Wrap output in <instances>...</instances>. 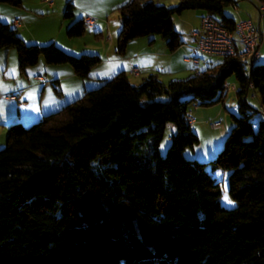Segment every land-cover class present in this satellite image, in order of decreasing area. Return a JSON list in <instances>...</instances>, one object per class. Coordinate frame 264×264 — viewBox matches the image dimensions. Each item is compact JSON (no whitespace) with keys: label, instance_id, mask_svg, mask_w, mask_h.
Listing matches in <instances>:
<instances>
[{"label":"trees","instance_id":"trees-1","mask_svg":"<svg viewBox=\"0 0 264 264\" xmlns=\"http://www.w3.org/2000/svg\"><path fill=\"white\" fill-rule=\"evenodd\" d=\"M233 4L125 0L116 7L118 51L158 35L175 50L183 41L172 16L187 9L209 12L233 30L236 22L225 14ZM72 7L66 4L65 17ZM85 28L78 18L66 32L80 36ZM0 47L15 49L20 70L43 56L88 78L101 61L53 42L25 43L1 20ZM258 60L250 67L223 56L200 74L167 83L149 74L133 84L119 72L29 126L12 123L0 148V264H264V63ZM230 76L238 113H230L221 149L208 162L185 157L199 143L191 107L222 101ZM52 85L60 93L58 80ZM250 88L258 110L247 100ZM168 123L174 131L162 155ZM207 166L228 172L234 207L221 205L220 184Z\"/></svg>","mask_w":264,"mask_h":264},{"label":"rangeland","instance_id":"rangeland-1","mask_svg":"<svg viewBox=\"0 0 264 264\" xmlns=\"http://www.w3.org/2000/svg\"><path fill=\"white\" fill-rule=\"evenodd\" d=\"M23 1H24L23 4L24 6H26V9H28V11L32 12V14L34 15L32 20L28 21V26H27L28 34L27 35L29 37H27L28 41H26L25 43L30 42L28 44L46 45V44L53 42L54 44L62 48L64 51L72 55L79 56L80 54H83V53L91 54L95 51H98L99 54H101V56L104 58L105 51L108 49L107 47H109L108 45L110 44L107 33H105L103 35L104 38L101 39L100 35L96 34L95 33L96 31L94 29H90L86 25L85 31L82 35L80 36H68L67 35V32H66L67 28L74 22L78 21V16L80 13L84 12L83 11L84 8H88L91 10L92 12L91 14L89 13H86V14L93 17L97 23H100L103 29L106 30V28L108 27L110 31L115 30L116 41H117L118 32L120 30L119 11L116 8L113 9L111 7H107L104 0H51L53 2L52 8L46 7L47 5L39 6V3L42 4V0H23ZM68 2H70L73 5L72 7L73 15L70 17H65L64 12L66 9V4ZM155 2H158V0H155ZM165 2L167 6H172L171 4H174L173 2H176V1L166 0ZM251 2L256 3L255 0L254 1L251 0ZM238 5H240L239 2H238ZM3 7H13V6L7 3L0 2V10H1L0 20L5 22V20L9 19L12 15L5 14ZM40 7H42L43 9H40ZM227 9L229 10V7ZM197 11H201V10L187 9L181 13H175L172 16L174 27L179 31L181 39L184 40V42L186 43H189L192 41V37L190 36L191 31L196 29L198 24L200 23L199 22L200 15L196 13ZM23 25L24 27H22V29L26 28L25 26L27 25V23L24 22ZM139 39H142V38H138V40H135V41L131 40L132 42L130 41L129 43H140L139 41H143ZM146 39H147L146 41H149L150 38H146ZM151 43H152L151 46L153 48H156L159 45H166L164 44L165 42L162 40L161 36L159 35L156 36V40H154ZM261 43L262 45L260 47V51H259L260 56H259L258 61L259 63H264V36H262ZM137 45L139 44H135V45L129 44L128 49H130V51L133 53L137 49L138 47ZM2 49L3 51H6L7 48L5 49L2 48ZM11 49L12 51H15V49L13 48ZM198 56L202 60L205 61V62L200 63L199 65L200 71L204 70L209 65L216 64L222 59V57L220 56L208 57V56L203 55L201 52ZM13 58H14V66H15L16 62L18 61L17 56H16V51H15V56H12V55L9 56V59H8L9 69L11 65L13 64ZM1 63H3V59L2 60L0 59V67L2 66ZM39 63L43 64L44 67H46L47 65L51 68H54V67L55 68L56 67L71 68L69 64H47L43 56L39 58V61L37 62V64L28 66L27 68L37 67ZM131 67H130V70H131ZM40 72L42 76H45L47 78V76L44 75L45 74L44 68H41ZM50 74L53 76L51 72ZM59 74L61 76L60 83L63 84L62 88L59 87L58 85L59 91L62 90V92L67 97V95H70L72 92H74L73 89H71L72 87L70 86V83L72 82V80H70L69 77H67L66 73L64 72H61ZM179 74L181 73L176 74V76H179ZM77 77L79 78V76ZM24 78H25L24 76L20 77L21 80ZM92 79H93L92 77H89L85 80V82L90 83L89 84L90 86L91 84L94 86V87H89V89L87 90L97 88L101 84L100 80L94 81ZM31 82L38 86L35 92L32 91L33 93L31 94V96L35 95L36 98L40 97V90H41V85H42L41 82L36 81V80H31ZM234 84H235L234 76H230L227 79V89L225 91V95L222 101L215 102L210 105H199L196 107H191L190 116L196 119L195 125H193V129L196 130L195 132L198 135L199 143L195 145L193 148H186L184 151L185 157L194 158V159H197L198 161L208 162L210 159L216 156L217 152L221 149L224 139L226 138V135L228 134V127L230 126V123H231L230 113H235V114L238 113V103H237V99L235 95V90L232 88ZM46 86L47 87L43 95L44 98L42 99V103H39V104L32 103L29 105L20 104L19 107L22 108L21 110H26V108L30 107V105L34 106L35 109H39L40 104L44 106L46 105V103L49 104L55 98L62 99L63 97H65L61 95L62 92L59 93L54 89V85L51 84V81H48L46 83ZM251 94H252V91L249 90L247 94V100L253 109L258 110L259 109V98L257 95L255 97H252ZM58 95H59V98L56 97ZM16 99H17V96H16ZM218 109H220V111L222 110V113L220 115L217 114ZM257 115L258 113H256L253 117L254 122L258 120ZM212 117L215 118V120ZM209 118H211L210 122L220 121L222 125H220V127L216 129L209 128L207 123L205 122V120H209ZM1 121L2 119L0 118V148H3L5 146L6 134L8 132L9 127L8 128L6 126L4 127ZM32 123L33 122L21 123V124L24 126H29ZM173 131H174L173 124L168 123L165 128V132L161 140V144H160V152L162 155H164L166 152V148L169 145V136L171 135ZM206 168L212 174V176L217 179V181L220 184V188L222 191V195L220 198L221 205L226 208L234 207L236 205V202L228 194V179H227L228 172L222 169L211 171L209 166H207ZM225 196H227L228 199L232 201L231 204L225 201L224 199Z\"/></svg>","mask_w":264,"mask_h":264},{"label":"crops","instance_id":"crops-1","mask_svg":"<svg viewBox=\"0 0 264 264\" xmlns=\"http://www.w3.org/2000/svg\"><path fill=\"white\" fill-rule=\"evenodd\" d=\"M124 1L125 0H104L107 7H111L113 9L118 7ZM165 1L166 0H158L157 3L166 5ZM173 1L176 2H173L174 4H171L172 6L176 5L179 0H173ZM233 1H234L233 6H230L229 10L226 9L225 14L233 18L235 22L239 20L249 19L261 32H264V10H261V4L259 3V1L255 0L256 3L251 2V0H233ZM23 2L24 1L22 0V4ZM238 2L240 5H238ZM40 5L42 6L47 5L46 7L52 8L53 2L52 5H50L45 0H42V4L39 3V6ZM11 6L13 7H3L5 14L12 15L9 19L5 20V22H8L14 27H16L19 35L26 42L28 41L27 37H29L27 35L28 21H31L34 15L32 14V12L26 9V6H24V4L21 6H14V5ZM40 9L43 8L40 7ZM83 11L84 12L80 13L79 16L85 15L86 13L89 14L92 13L91 10L88 8H84ZM196 13L199 14L200 17L204 14L203 11H197ZM14 17L15 19H18V26H15L12 23ZM24 22H26L27 25L25 26L26 28L22 29V27H24L23 25ZM199 26L200 23L198 24L196 29H198ZM88 27L90 29H94L96 31L95 33L100 35L101 39H103L104 38L103 35L107 33V36L109 37L108 40L110 43L108 45L109 47H107L108 49L105 51L104 58L101 56V54H99L98 51L93 52L101 57V61L97 65L92 67V69L89 72V77H92L93 78L92 80L94 81L110 78L119 72H125L126 75H128L130 82L133 84L139 83L142 80V78L148 76L149 74H157L158 78L162 82L167 83L171 80L184 79L190 75H193V69H192L193 67L191 62L188 60L189 57H194L199 59V65L201 62H205L198 56L200 54V51L198 50V38L192 35L193 30L191 31V35H190L192 37V41L186 43L184 42V40H182L183 43L173 51H169L166 45H159L158 47L153 48L151 46L152 44L151 42L156 40V36H152V37L144 36V37H139L142 38L139 40H143V41H139L140 43H128L124 51L119 52L116 43L117 41H116L115 30L110 31L108 27L105 30L103 29L102 25L100 23H97L96 21H94V23ZM146 38H150L149 41H146L147 40ZM135 40H138V38L132 41ZM129 44H134V45L139 44V45H137L138 46L137 49L132 53L130 49H128ZM261 45L262 43L260 42L258 53L260 51ZM10 55L15 56V51H12L11 48H7L6 51H3V49L0 47V59L1 60L3 59V63H1L2 66L0 67V118L2 119L1 123L4 127L6 126L8 128L14 122H20V123L35 122L39 120L43 115L58 110L61 106L65 105V103L72 102L77 97H79L85 90L89 89V87H94L92 84L90 86L89 85L90 83L85 82L87 78L79 77L80 78L79 79L77 75L74 73L72 67L51 68L47 65L46 67H44L43 64L39 63L37 67H30V68L26 67L23 70H20L18 61H17L18 63L16 62L14 66V58H13V64L9 69L8 59ZM131 66L137 68V73L133 74L130 72ZM41 68L45 69L44 75H46L47 78L40 74ZM50 72L53 74V76L50 74ZM61 72L66 73V76L69 77L70 80H72L70 86L72 87L71 89H73L74 92H72L70 95H67L66 97V95L61 90L60 91L62 92L61 95L65 96L62 99L55 98L49 104L46 103V105L44 106L40 104L39 109H35L34 106L30 105V107L26 108V110L28 111L21 110L22 108L19 107L21 101L28 105L32 103L33 104L42 103V99L44 98L43 95L47 87L46 83L48 81H51L52 84L55 80H58V85L59 87L62 88L63 84L60 83L61 76L59 74ZM178 73L181 74H179V76H176V74ZM23 76L25 78L21 80L20 77ZM38 76L42 77V79L39 80ZM31 80L39 81L42 84L40 90V97L38 98H36L35 95L31 96V94L35 92L38 88V86L32 83ZM232 88L235 90V84ZM249 90L252 91L251 96L255 97L256 94L253 91V89L250 88ZM10 93L17 94V99L7 98V96ZM56 97L59 98V95ZM221 113L222 110L220 111V109H218L217 114L220 115ZM213 119L215 120V118ZM210 121L211 118H209V120H205L209 128H211L209 126ZM195 122L196 119L193 118V121L191 122L192 129H193V125H195ZM229 128L230 126L228 127V131Z\"/></svg>","mask_w":264,"mask_h":264},{"label":"built area","instance_id":"built-area-1","mask_svg":"<svg viewBox=\"0 0 264 264\" xmlns=\"http://www.w3.org/2000/svg\"><path fill=\"white\" fill-rule=\"evenodd\" d=\"M52 5L51 0H45ZM264 10V7H261ZM79 20L86 26L94 23V18L90 15H81ZM15 26H18V19L12 20ZM192 35L198 38V50L203 51V55L208 57L214 56H228L236 55L243 58L247 63L250 60L259 59V46L261 42L262 33L249 19L239 20L235 23L233 30H230L227 24L223 21L217 20L209 12H205L200 17V26L198 29L192 31ZM188 60L192 64L193 73L200 71L199 59L189 57ZM131 73H137V68L132 67ZM41 80L42 77L38 76ZM9 99H16V97H7ZM25 104L24 102H20ZM190 122L193 117H189ZM220 121L209 122V126L213 129L220 127Z\"/></svg>","mask_w":264,"mask_h":264},{"label":"bare ground","instance_id":"bare-ground-1","mask_svg":"<svg viewBox=\"0 0 264 264\" xmlns=\"http://www.w3.org/2000/svg\"><path fill=\"white\" fill-rule=\"evenodd\" d=\"M205 13V12H204ZM13 23V22H12ZM202 54H203V51H200ZM197 59V58H196ZM243 59V58H242ZM255 61H257V60H250L249 62H248V64L250 65V66H252L253 65V63L255 62ZM131 72V71H130ZM196 74H200V71H198V72H196ZM17 95L16 94H10V95H8V97H16ZM221 125V124H220Z\"/></svg>","mask_w":264,"mask_h":264},{"label":"snow or ice","instance_id":"snow-or-ice-1","mask_svg":"<svg viewBox=\"0 0 264 264\" xmlns=\"http://www.w3.org/2000/svg\"><path fill=\"white\" fill-rule=\"evenodd\" d=\"M224 199H225V201H227V203H229V204H231V203H232V201H231V200H229L227 196H225V198H224Z\"/></svg>","mask_w":264,"mask_h":264}]
</instances>
